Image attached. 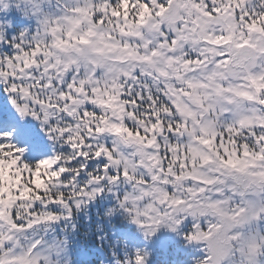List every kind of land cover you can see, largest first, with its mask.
<instances>
[{"label":"snow or ice","instance_id":"1","mask_svg":"<svg viewBox=\"0 0 264 264\" xmlns=\"http://www.w3.org/2000/svg\"><path fill=\"white\" fill-rule=\"evenodd\" d=\"M0 91V264H264V0H0Z\"/></svg>","mask_w":264,"mask_h":264},{"label":"trees","instance_id":"2","mask_svg":"<svg viewBox=\"0 0 264 264\" xmlns=\"http://www.w3.org/2000/svg\"><path fill=\"white\" fill-rule=\"evenodd\" d=\"M0 107L2 108H9L10 107V100L7 99V93L0 91ZM169 237L167 236L166 233L162 234L160 239L164 240V239H168ZM180 241H176V244L179 245ZM183 253L185 256L191 258V257H195L198 256L200 253L198 251H196V249L194 247L189 246L186 249H183Z\"/></svg>","mask_w":264,"mask_h":264}]
</instances>
